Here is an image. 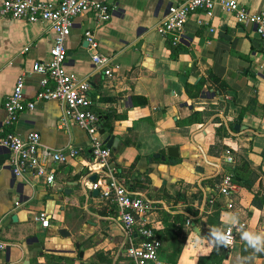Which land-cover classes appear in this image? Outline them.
I'll use <instances>...</instances> for the list:
<instances>
[{
  "label": "crops",
  "instance_id": "0c3cea01",
  "mask_svg": "<svg viewBox=\"0 0 264 264\" xmlns=\"http://www.w3.org/2000/svg\"><path fill=\"white\" fill-rule=\"evenodd\" d=\"M98 1L109 6V19L95 23L90 12L73 17L64 43L65 66L88 82L91 109L104 130L101 140L108 133L118 138L111 161L124 185L169 215L167 224L155 209L147 215L160 241L157 258L163 264H209L199 259L214 243L212 236L201 235L213 232V200L221 208L219 231L233 227V244L221 264H264V256L254 254L264 249L257 251L242 239L245 231L264 233V45L254 27L217 9L211 16L195 12L171 52L155 25L182 0ZM235 1L250 12L264 10V0ZM86 30L97 50L116 65L109 75L90 62ZM52 39L46 21L0 19V137L7 130L3 104L15 76L24 75L23 96L32 98L43 74L31 71V64L48 59ZM209 74L226 89L219 92ZM193 111L201 113L199 122L177 125ZM59 117L57 102L39 101L11 127L18 135L36 132L50 149L79 148L75 157L51 165L50 183L31 173L14 176L7 165L9 152L0 147V264H119L126 239L114 206L88 188L94 174L86 167L87 135L74 124L60 125ZM218 125L223 134L217 136ZM168 145L177 147V157H166ZM213 145L218 151L211 154ZM226 152L232 163L224 161ZM152 153L165 160H148ZM233 167L238 181H232L230 195H219L214 179ZM172 194L178 198L168 206ZM254 196L262 201L260 207L252 204ZM39 211L46 213L45 227ZM59 228L78 247L62 239Z\"/></svg>",
  "mask_w": 264,
  "mask_h": 264
},
{
  "label": "built area",
  "instance_id": "2783aa9c",
  "mask_svg": "<svg viewBox=\"0 0 264 264\" xmlns=\"http://www.w3.org/2000/svg\"><path fill=\"white\" fill-rule=\"evenodd\" d=\"M214 9L231 15L236 23L252 25L264 45V10L250 12L235 0H182L167 8L164 17L155 25L158 35L171 46L183 38L184 25L190 14L202 12L211 16ZM90 12L95 23L105 22L110 17L109 6L98 0H57L52 3L41 0H1L0 19H16L26 22L46 21L52 31L53 39L48 50V59L31 64L30 70L43 74L32 98L23 96L24 75L15 76L11 91L4 100L3 125L7 130L0 137V147L9 152L7 165L14 176L25 173L42 177L46 183L53 178L51 165L62 163L78 154L79 148L67 145L60 149H50L40 143L36 132L18 135L11 127L19 114L33 110L39 101H55L60 106L59 124H74L82 129L88 140L90 159L86 167L94 179L88 184L90 190H97L105 201L115 208L116 220L125 236L123 260L119 264H163L157 258L160 241L148 222L147 215L153 204L137 193L131 192L119 177V169L111 161L110 149L105 147L100 135L99 117L91 109L88 95V82L65 66V39L76 15ZM88 48L89 60L104 75L111 73V58L97 50V42L90 31L83 32ZM224 161L232 163L231 155L226 152ZM231 172L221 176L217 193L228 196L233 191ZM227 208L230 207L228 203ZM42 227L48 219L44 211L38 212ZM233 227L226 226L221 231L220 241L225 248L233 244ZM4 246L0 243V249Z\"/></svg>",
  "mask_w": 264,
  "mask_h": 264
},
{
  "label": "trees",
  "instance_id": "16d2710c",
  "mask_svg": "<svg viewBox=\"0 0 264 264\" xmlns=\"http://www.w3.org/2000/svg\"><path fill=\"white\" fill-rule=\"evenodd\" d=\"M169 47L171 49V52H174V51L177 50L178 44L175 45V46L169 45ZM207 77L211 81V83H213L214 85L216 84L215 88L219 92L224 91L226 89V85H225L224 82H221V81L218 82L217 81L218 79L216 77L210 75V74ZM203 82H204L203 80H200L196 85H194V87L196 89V93L198 92V90L201 87V85L203 84ZM200 114H201L200 112L193 111L186 118L178 120L177 121V125H187V124H191L193 122H199ZM214 131H215V135H217V136L223 134L222 127L220 125H218L215 128ZM214 148H215V145L211 146L209 148V153L212 154V153H216L218 151V150H214ZM225 150H226V148L223 151H225ZM228 170L231 172L232 181H234V182L238 181V178H237L238 177V173L236 171L237 169L236 168L234 169V167H233L232 169L229 168ZM220 180H221L220 176L219 177H215L214 182L215 183H219ZM251 202H252V204L255 207H260L261 204H262L261 203L262 201H258L255 196L252 198ZM211 205H212L213 211H212V217H210V219H209V224H210L211 229H212L213 232L206 233V232L203 231L201 233V235L205 236V237H208V238H210L212 236L213 241L214 240L215 241L213 243V247H212L211 252L207 256L200 258L199 259V263L221 264L223 262L224 258H225V255H226V251H225L226 248L222 245V243L220 241V236H221V231L222 230L219 231L218 213H219V210L221 208L213 200L211 201ZM159 212L163 214V217L161 218L162 219L161 221L163 222V224H167L166 223V218L169 215L166 212L162 211V210H160ZM173 219H174V222H176V220H178V216L174 215ZM155 236L159 240V238H158V236L156 234H155Z\"/></svg>",
  "mask_w": 264,
  "mask_h": 264
},
{
  "label": "water",
  "instance_id": "95a60500",
  "mask_svg": "<svg viewBox=\"0 0 264 264\" xmlns=\"http://www.w3.org/2000/svg\"><path fill=\"white\" fill-rule=\"evenodd\" d=\"M181 77H183V76L179 75V81L180 82H182L181 81ZM103 133H104L103 129H98V134L99 135H102ZM117 139L118 138L115 137L113 134L108 133V134L104 135L103 140H102V142L105 145V147L109 148L114 155L117 154V147H116ZM165 155H166V157H169V158L177 157V147L175 145L166 146L165 147ZM150 158H159L162 161L165 160V156L162 155V154H159V153H152L147 159L150 160ZM91 178L93 179L94 175H92ZM11 219L13 221L16 220L14 215L11 216ZM57 233L62 239L68 238L73 243L74 247H78V243L75 241L74 238L69 237V233L65 229L59 228V229H57ZM80 254L81 253L79 252V255Z\"/></svg>",
  "mask_w": 264,
  "mask_h": 264
},
{
  "label": "clouds",
  "instance_id": "9594fccd",
  "mask_svg": "<svg viewBox=\"0 0 264 264\" xmlns=\"http://www.w3.org/2000/svg\"><path fill=\"white\" fill-rule=\"evenodd\" d=\"M242 239H244L249 246L260 251L264 249V233H253V232H243Z\"/></svg>",
  "mask_w": 264,
  "mask_h": 264
},
{
  "label": "rangeland",
  "instance_id": "374dc122",
  "mask_svg": "<svg viewBox=\"0 0 264 264\" xmlns=\"http://www.w3.org/2000/svg\"><path fill=\"white\" fill-rule=\"evenodd\" d=\"M161 196H167V195H165V192H162L161 194H160ZM183 196V195H182ZM190 195H187V197H189ZM196 196V195H195ZM184 197V196H183ZM177 196L175 195V194H172L170 197H168L167 199H168V206H170V205H172L173 203H174V201H176L177 200ZM190 198V197H189ZM210 203V202H209ZM153 209H155L156 210V212H158L160 215L162 214V213H160L159 211H160V207L158 206V205H154L153 204ZM188 208V207H187ZM186 208V209H187ZM185 209V208H184ZM189 209V208H188ZM215 241V240H214ZM254 254H260V255H263L264 256V251L263 252H254Z\"/></svg>",
  "mask_w": 264,
  "mask_h": 264
}]
</instances>
